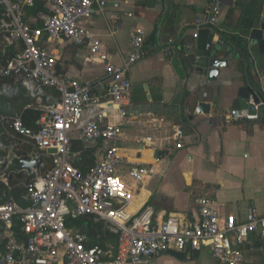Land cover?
<instances>
[{"label":"built area","instance_id":"1","mask_svg":"<svg viewBox=\"0 0 264 264\" xmlns=\"http://www.w3.org/2000/svg\"><path fill=\"white\" fill-rule=\"evenodd\" d=\"M46 12L25 19L32 0H0V96L26 90L37 96L38 129L20 116L0 118V264H151L168 251L209 248L216 264H243L234 248L256 234L264 240V216L250 210L244 220L222 216L208 197L197 199L199 218L177 215L158 220L140 187L152 176L142 163L119 154L120 128L129 123L132 67L144 58V36L136 31L120 66L108 64L86 23L103 13L102 0H42ZM225 0H209L196 30L212 29L221 19ZM194 34V38H196ZM65 41L86 47L106 63L107 87L95 95L89 84L57 72L58 57L45 45ZM46 90L56 92V97ZM248 110L231 111L234 122L259 119ZM14 139L15 143H7ZM73 140L83 147L100 145L98 162L85 170L74 165ZM151 138L138 140L149 144ZM39 162L14 170L16 162ZM16 192V193H14ZM92 217L116 236L114 249L92 245L91 238L67 219Z\"/></svg>","mask_w":264,"mask_h":264},{"label":"crops","instance_id":"2","mask_svg":"<svg viewBox=\"0 0 264 264\" xmlns=\"http://www.w3.org/2000/svg\"><path fill=\"white\" fill-rule=\"evenodd\" d=\"M102 1L106 3L103 13L94 14L86 25L106 63L122 64L136 31L145 39V56L129 74V123L120 128L118 147L123 159L152 170L140 190L154 207L156 218L177 215L195 222L199 218L197 199L202 196L211 199L224 217L233 215L241 221L250 210L264 216V110L251 123L228 118L241 86L255 84L264 99V56L249 39L264 19V0H225L218 25L198 30L195 21L204 15L209 0ZM32 6L26 5L25 10ZM34 17L25 14L27 20ZM211 32L213 42H223L230 50L225 55L229 67L221 70L215 82L186 68L180 52L189 46L203 49ZM174 41L173 49L166 48ZM238 45L245 49L246 57ZM45 46L57 55L59 74L89 84L95 95L105 91L106 63L97 55L65 41ZM45 93L57 95L52 90ZM31 96L36 104L26 105L22 113L41 105L37 96ZM199 103L210 105L208 115L196 114ZM146 138H151L148 145L137 144ZM74 142L79 143L77 150H72L77 155L75 166L84 170L99 161L100 145L83 147ZM230 238L234 248L244 254L243 264H264V240L252 234L238 244L234 234ZM115 244L109 248L113 250ZM151 264L216 263L209 248H202L187 249L182 261L161 254Z\"/></svg>","mask_w":264,"mask_h":264},{"label":"water","instance_id":"3","mask_svg":"<svg viewBox=\"0 0 264 264\" xmlns=\"http://www.w3.org/2000/svg\"><path fill=\"white\" fill-rule=\"evenodd\" d=\"M214 33L211 32L207 39L206 45L203 49H197L193 46L185 47L180 52L184 56L183 65L186 68H193V70L199 75L203 76L209 82H215L221 75L222 69L229 67V59L225 58V55L230 54L228 47L223 46V42H213ZM252 45L257 46L258 52L261 56H264V19L259 22L257 28L253 29L249 37ZM176 42H172L166 46V48H174ZM241 51L240 46H236ZM179 52V50H178ZM178 52L176 54L178 57ZM258 88L255 84L241 86L238 89L237 96L232 103L233 111L248 110L250 114H255V107L258 106V114L264 110V99L260 97ZM210 112V105L206 103H199L196 109V114L203 113L208 115ZM181 137V131L179 134ZM39 162L28 163L26 161L16 162L11 169L14 170H27L31 173L32 168L37 167ZM167 255H170L178 261L183 260V254L176 251H168Z\"/></svg>","mask_w":264,"mask_h":264},{"label":"trees","instance_id":"4","mask_svg":"<svg viewBox=\"0 0 264 264\" xmlns=\"http://www.w3.org/2000/svg\"><path fill=\"white\" fill-rule=\"evenodd\" d=\"M39 12H46L43 8L42 0H34L33 6L25 10V14L27 16L37 15ZM240 48H241V53H243V55H245L246 57L247 54L245 49L241 46ZM39 114H40L39 112L31 109L25 110L21 116L24 126L29 129H32L33 131H36L38 129V126L36 125V121L39 117ZM72 145H73L72 150L76 151L79 146V143L74 142L72 143ZM92 164L93 163H91L90 165ZM66 226L77 227L82 232L86 233L91 238L92 245H99L100 247L104 248L103 244L105 241H109L112 244L116 243V236L110 234L107 231H104L101 223L94 224L92 217L90 216H85L78 220L67 219ZM98 236H100V238Z\"/></svg>","mask_w":264,"mask_h":264},{"label":"rangeland","instance_id":"5","mask_svg":"<svg viewBox=\"0 0 264 264\" xmlns=\"http://www.w3.org/2000/svg\"><path fill=\"white\" fill-rule=\"evenodd\" d=\"M51 92V90H50ZM53 92V91H52ZM36 99L33 98L27 92H13L12 95H2L0 96V117L1 116H8L13 117L15 115H20L23 111V108L26 105H35ZM5 144L7 143H15L19 145V143L14 139H6L4 141ZM100 238V236H98ZM112 243L109 241L104 242V248H109Z\"/></svg>","mask_w":264,"mask_h":264}]
</instances>
